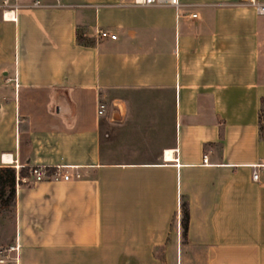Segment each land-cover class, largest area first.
I'll use <instances>...</instances> for the list:
<instances>
[{
	"label": "crops",
	"instance_id": "0c3cea01",
	"mask_svg": "<svg viewBox=\"0 0 264 264\" xmlns=\"http://www.w3.org/2000/svg\"><path fill=\"white\" fill-rule=\"evenodd\" d=\"M39 1L0 11V167L69 177L16 184L0 264H264V14Z\"/></svg>",
	"mask_w": 264,
	"mask_h": 264
},
{
	"label": "built area",
	"instance_id": "2783aa9c",
	"mask_svg": "<svg viewBox=\"0 0 264 264\" xmlns=\"http://www.w3.org/2000/svg\"><path fill=\"white\" fill-rule=\"evenodd\" d=\"M23 1L26 0H0V11L2 14V18H6V14H9L7 17L8 19H13V15L15 12L25 6L30 7H38L41 5L39 0H28L29 3L24 4ZM250 2L255 6L256 11L258 14H264V3H257L254 0H250ZM144 5H151V6H160V5H169L174 7L175 9L178 8L180 5L179 0H142L140 2ZM97 34L102 38H110L116 39L117 35L109 30L105 29H98ZM106 109L105 103H99L98 105V114H102ZM207 158L206 155H203V162H206ZM30 175L32 176L35 182L41 180H67L69 175L66 172H62L60 168H56L54 171L49 172L47 168L42 166H33L29 170ZM253 178H257V174H253ZM21 180H25V177H21ZM2 261V259H0Z\"/></svg>",
	"mask_w": 264,
	"mask_h": 264
},
{
	"label": "trees",
	"instance_id": "16d2710c",
	"mask_svg": "<svg viewBox=\"0 0 264 264\" xmlns=\"http://www.w3.org/2000/svg\"><path fill=\"white\" fill-rule=\"evenodd\" d=\"M80 41V37L77 36ZM258 126L260 135L264 131V96L260 99L258 111ZM29 169L26 167L16 171L15 168L9 166L0 167V209L13 208L16 202V184L20 183L21 177H29ZM19 179V180H18ZM189 225V205L186 200H182L180 204V230L181 241L187 242Z\"/></svg>",
	"mask_w": 264,
	"mask_h": 264
},
{
	"label": "rangeland",
	"instance_id": "374dc122",
	"mask_svg": "<svg viewBox=\"0 0 264 264\" xmlns=\"http://www.w3.org/2000/svg\"><path fill=\"white\" fill-rule=\"evenodd\" d=\"M13 210H14L13 208L0 209L1 218L4 219V225H6L7 227H10L13 217ZM179 234L181 236L180 228H179Z\"/></svg>",
	"mask_w": 264,
	"mask_h": 264
}]
</instances>
